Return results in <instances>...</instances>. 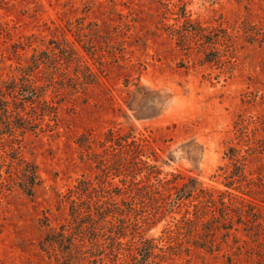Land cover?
Listing matches in <instances>:
<instances>
[{"label":"rangeland","instance_id":"rangeland-1","mask_svg":"<svg viewBox=\"0 0 264 264\" xmlns=\"http://www.w3.org/2000/svg\"><path fill=\"white\" fill-rule=\"evenodd\" d=\"M14 83L41 97L25 133L0 113V264H264V0H0V101ZM84 182L124 216L76 251Z\"/></svg>","mask_w":264,"mask_h":264},{"label":"trees","instance_id":"trees-1","mask_svg":"<svg viewBox=\"0 0 264 264\" xmlns=\"http://www.w3.org/2000/svg\"><path fill=\"white\" fill-rule=\"evenodd\" d=\"M71 61H74L75 58L72 56L70 57ZM43 64V61L35 60L34 66L32 69H38V67ZM26 76L27 71L25 72ZM30 80H27L29 82ZM25 90L22 94H17L18 90L23 91V89H18L17 84L14 83L12 86L9 87V95L11 96L12 102L10 101H0V113L2 114L3 118L2 124L5 125L7 128V131H9V134L11 136H14L17 132V130H23L24 133L29 131L30 125L32 124L30 120H24L23 116H21V112L25 109L26 103H31L34 105L40 96L39 88H34L31 85H26ZM10 107L12 108L10 110ZM2 111V112H1ZM31 118H35L37 116V111L35 108H32L30 113L28 114ZM15 122H19L20 125H16ZM17 141V140H16ZM137 150L139 148L137 147ZM14 151L17 153L18 150L14 149ZM234 153V151H232ZM138 156H140L141 152H137ZM230 160H236V155H230ZM22 165H24L22 169V177L20 178L19 187L23 191L24 194H26L29 197H33L35 194L36 187L40 186L41 179L39 177V174L37 172V167L31 163H26L23 161V159H18ZM237 163L239 162L236 160ZM241 170V167H240ZM235 176V175H234ZM242 178L243 177L242 175ZM197 182L195 180H192V182L189 185L184 186L182 189H180L177 193V197L180 199L178 200H185L186 198H189L192 196L194 192H196V185ZM232 185V183H229ZM84 187L77 188L78 191H75L72 193V195L68 198V200L71 203V210H72V217L74 218V224H73V233L71 234L70 238L65 236L64 233L58 235V243L61 245H64L65 243L69 242L71 246H75L76 251H78V246L74 243L75 239L74 236H86L89 235L92 241V244L94 247L100 248L98 239L100 238V233L97 232L98 227L101 223H106L108 225H112L114 227L113 221L107 222V218L111 215L113 218H115V214L120 215L121 217L124 216V211H119V207L117 204H109L112 203V200L104 204H101V201L93 203V193L90 191L91 184L90 183H83ZM152 186H149L148 184L142 186L141 188H137V193L134 196H131L130 203L128 204L129 212L136 211V205L137 202H142V199H147L148 196L152 195ZM101 198L103 197L104 192L103 190L100 191ZM78 196V200H71L73 196ZM88 198L87 201H82L80 198L85 197ZM165 200V198H164ZM139 204V203H138ZM107 206L108 209H111L110 211H107L108 209H105V206ZM240 211V210H238ZM95 212V213H93ZM225 215H228V213L223 215V218ZM196 218L199 219V216L196 215ZM126 217L124 219L120 220V223H122L121 227V233H117L118 236H126V224H125ZM186 224H196L195 221L188 220ZM197 225V224H196ZM85 226V227H84ZM261 227V226H260ZM231 229V226L230 228ZM113 230V228L111 229ZM76 232V234H74ZM114 240V238H112ZM79 253V252H77Z\"/></svg>","mask_w":264,"mask_h":264}]
</instances>
